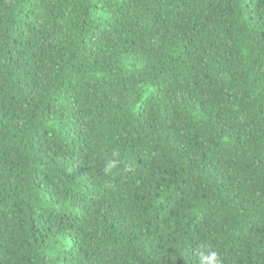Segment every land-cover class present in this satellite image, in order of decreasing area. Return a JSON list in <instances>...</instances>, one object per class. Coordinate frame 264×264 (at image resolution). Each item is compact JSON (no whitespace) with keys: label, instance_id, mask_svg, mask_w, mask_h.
Returning a JSON list of instances; mask_svg holds the SVG:
<instances>
[{"label":"trees","instance_id":"1","mask_svg":"<svg viewBox=\"0 0 264 264\" xmlns=\"http://www.w3.org/2000/svg\"><path fill=\"white\" fill-rule=\"evenodd\" d=\"M205 246L264 264V0H0V264Z\"/></svg>","mask_w":264,"mask_h":264},{"label":"clouds","instance_id":"2","mask_svg":"<svg viewBox=\"0 0 264 264\" xmlns=\"http://www.w3.org/2000/svg\"><path fill=\"white\" fill-rule=\"evenodd\" d=\"M122 168L124 170L130 169V164L121 158L118 150H113L111 156L106 159L102 172L105 176H112L115 172L122 170ZM198 261L199 264H222L219 254L208 246H205L204 250L199 251Z\"/></svg>","mask_w":264,"mask_h":264}]
</instances>
